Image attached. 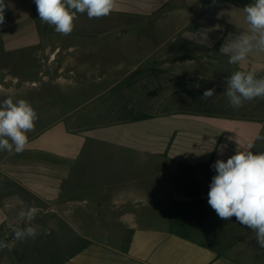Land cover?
Instances as JSON below:
<instances>
[{
  "label": "crops",
  "instance_id": "1",
  "mask_svg": "<svg viewBox=\"0 0 264 264\" xmlns=\"http://www.w3.org/2000/svg\"><path fill=\"white\" fill-rule=\"evenodd\" d=\"M252 2L115 0L108 16L88 19L78 13L73 32L63 36L40 21L34 0H5L1 73H10L11 57L48 53L52 75V48L72 53L67 58L73 61L97 47L98 52L121 50L116 65L99 63L98 85L107 75L132 76L126 83L100 85L86 102L49 120L28 135L22 153L2 151L0 229L12 233L8 226H17L18 213L32 206L41 209L34 223L49 233L24 242L11 239L4 250L8 259L16 264H41L42 258L50 264H264L259 247L252 257L233 253L255 233L235 217L220 219L208 205L217 159L226 161L249 145L253 152L264 151V141L257 139L264 136V99L234 109L224 92L226 77L236 70L264 76V52L253 51L230 65L220 51L230 34L249 32L243 8ZM127 43L135 45L126 50ZM211 88L215 95L200 100ZM90 151L127 164L98 166L95 187L83 184L70 191ZM141 170L145 174L138 178ZM221 221L231 223L225 234L236 238L226 249L200 235ZM227 238L221 234L217 240L221 245ZM47 250L52 254L42 256Z\"/></svg>",
  "mask_w": 264,
  "mask_h": 264
},
{
  "label": "clouds",
  "instance_id": "2",
  "mask_svg": "<svg viewBox=\"0 0 264 264\" xmlns=\"http://www.w3.org/2000/svg\"><path fill=\"white\" fill-rule=\"evenodd\" d=\"M39 19L54 26L55 32L70 35L75 27L77 14L86 13L88 19L108 16L115 7V0H34ZM5 0H0V24L5 22ZM250 30L247 33L229 35L220 51L228 56L227 63L239 65L253 51L264 52V0H253L243 8ZM204 40L206 33L202 34ZM225 95L230 106L238 109L245 101L264 99V76L257 77L254 71L236 70L225 79ZM194 87L198 88L197 83ZM215 89H206L200 100L211 98ZM38 114L25 99L7 97L0 101V151L20 154L29 142L27 133L35 129ZM264 141V136H258ZM241 151L226 161L217 159L212 165L216 175L212 177L208 191V205L222 220L232 217L255 233L257 245L264 249V151ZM39 207H26L18 213V224L9 225L13 239L24 242L48 235L41 226L34 223L40 214ZM9 247L0 239V249Z\"/></svg>",
  "mask_w": 264,
  "mask_h": 264
},
{
  "label": "rangeland",
  "instance_id": "3",
  "mask_svg": "<svg viewBox=\"0 0 264 264\" xmlns=\"http://www.w3.org/2000/svg\"><path fill=\"white\" fill-rule=\"evenodd\" d=\"M134 45L133 43H127L126 50H130ZM42 49L40 48V50ZM52 51H54L52 52V75L49 74L50 57L48 53L43 58L40 55L33 56L29 53L18 59L11 57L6 61L10 73L0 72V101L7 97L25 99L31 103L38 114L35 129L27 135L47 126L49 120L65 115L67 110L74 109L86 102L92 94L97 92V88L111 86L114 83H126L132 78L128 75H107L104 76L106 79L102 81L101 86L98 85L100 82L98 73L100 74L102 71L98 68L99 63L106 64L108 67L121 62L119 59L120 49L109 48L98 52V48L95 47L88 52H80L82 59H74L73 61L67 58L72 53L66 54L64 50H60L58 47L52 48ZM51 82L52 84L49 86ZM78 84H81V86ZM51 101L52 107H50ZM1 156L2 151H0V160ZM84 160L79 166L71 185H69L70 191L80 189L83 184L95 187L97 185L98 166H125L127 164L126 159L116 161L107 154L91 151L86 153ZM144 174V170L139 171L138 178H141ZM93 222L94 224L98 223L96 220ZM225 225L230 227L231 223L216 222L215 227L218 230L210 228L206 235L204 233L200 235L210 244L226 249L229 243L235 241L236 238L233 232L230 235L228 234L229 236L225 234ZM219 230H222L223 233H220ZM9 231L8 228L0 229L1 233H5H0V239L5 240L7 243L13 239V233L7 234ZM221 234L226 238L228 236V243L219 244L217 238L221 237ZM6 248L0 249V264H16L6 257L4 251ZM233 251V253L252 257L258 251L256 237H249L243 245L236 246ZM50 253L52 254V251L47 250L42 252V256H45V254L50 255ZM45 260L42 258L40 262L44 263L41 264H50V258H45Z\"/></svg>",
  "mask_w": 264,
  "mask_h": 264
},
{
  "label": "water",
  "instance_id": "4",
  "mask_svg": "<svg viewBox=\"0 0 264 264\" xmlns=\"http://www.w3.org/2000/svg\"><path fill=\"white\" fill-rule=\"evenodd\" d=\"M175 198L180 201L182 199V197L180 195H175Z\"/></svg>",
  "mask_w": 264,
  "mask_h": 264
},
{
  "label": "trees",
  "instance_id": "5",
  "mask_svg": "<svg viewBox=\"0 0 264 264\" xmlns=\"http://www.w3.org/2000/svg\"><path fill=\"white\" fill-rule=\"evenodd\" d=\"M128 243V238H126V244Z\"/></svg>",
  "mask_w": 264,
  "mask_h": 264
}]
</instances>
